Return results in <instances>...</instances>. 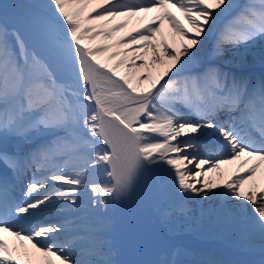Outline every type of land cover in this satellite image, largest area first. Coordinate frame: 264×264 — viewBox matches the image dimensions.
I'll use <instances>...</instances> for the list:
<instances>
[{
  "label": "snow or ice",
  "instance_id": "snow-or-ice-1",
  "mask_svg": "<svg viewBox=\"0 0 264 264\" xmlns=\"http://www.w3.org/2000/svg\"><path fill=\"white\" fill-rule=\"evenodd\" d=\"M41 7L48 11L25 31L0 23V264H115L106 244L83 259L75 239L62 237L75 213L105 216L153 168L184 199L221 198L220 214L242 223L264 255V74L194 67L214 33V57L264 41V0H49ZM118 18L127 19L107 26ZM131 18L138 26L117 38ZM44 132L53 139L24 154L8 151L9 140L19 147ZM236 162L237 174L223 184L209 176ZM29 170L33 178L17 194ZM50 210L65 219L41 222Z\"/></svg>",
  "mask_w": 264,
  "mask_h": 264
},
{
  "label": "bare ground",
  "instance_id": "bare-ground-1",
  "mask_svg": "<svg viewBox=\"0 0 264 264\" xmlns=\"http://www.w3.org/2000/svg\"><path fill=\"white\" fill-rule=\"evenodd\" d=\"M48 2L49 0H1V5H3L6 10L10 13L9 17L13 18V20L17 22V27L22 31H25L26 28L20 23L26 26L28 21L36 14H45L48 10L43 9L41 6L47 4ZM6 10L5 12H7ZM152 15H154V13L146 14L144 23H147L148 20L151 19ZM123 19L127 18H118L117 20L112 21V23L108 24L107 26L114 27L116 24H119ZM138 22L139 18H131L128 27L125 29H121L119 32L116 33L117 38L126 37L129 31H131L134 27L138 26ZM96 23L103 24L106 23V21H96ZM164 32L168 34V42L170 44H173L174 47L178 46L179 37H174L171 34V28L167 21L164 25ZM217 36L218 35L216 33L212 34L209 41L205 45L200 61H207L211 56H213L212 49L214 47ZM174 39L176 41L175 44L173 43ZM108 42L111 43V41ZM238 47H240L241 49H235V47L228 46L225 55L221 57L223 61L228 59L227 61L232 60L229 62H234L235 59L240 60L241 63H243L250 60L251 58L261 60V54L262 52H264V41L258 40L255 45L245 46L242 44ZM148 58L151 59V50H149ZM140 63H142V61H137V64ZM126 70V68L121 69V72H124ZM165 79L167 78L165 77ZM162 82L163 81H161V83ZM11 141L13 140H9L8 143ZM15 144V142L12 143V145ZM238 163L239 162L223 165L221 170L211 172L209 173V176L215 179L218 184H223L226 180L234 178V176L237 174ZM189 167H192V165H189ZM150 170L158 181L157 183L160 186V193L166 196V203L168 208L164 213V224L169 229L173 230L176 234H189L191 236L198 235L199 237H201V239L207 240V242H212L211 239L220 238L224 240L226 244L237 248L239 256H244V254L240 253L239 251V249H241L244 250L245 253L248 252L249 255L253 259H255L257 264H262V262H264V255H262L259 251V243L257 242V239H253L249 236L242 223L226 220L220 214V208L224 204V201L221 198H215L213 200H200L195 197L193 199H184L181 195L177 193L175 187L170 182L162 183L159 180L160 173L157 170H155L154 168ZM248 187L249 185H245L246 189ZM216 191H220V189H216ZM144 194V197L149 201L151 197V193H149V190H146ZM135 196L136 194L133 189L129 193L128 197L123 200L128 205L125 208L120 206L119 202L115 204L114 211H112L109 215V217L113 218H117L118 215L121 216V220L118 221L115 228L113 225H110L108 223L109 217H99L98 215L88 213V211L85 209L82 210L83 212H80L74 218L76 220V224L70 229L72 231L78 229L83 230L84 234L64 236L62 237V239L74 238V248L76 251L80 252L81 258L83 259L90 258L87 255V251L93 248L95 245L101 243L106 244L111 250V258L115 262V264H128V262L130 261V256L134 251V246L132 244L133 238H135L137 235L141 239H143L144 248H142V252L144 253V249L146 252L147 250L149 252H152L154 248L153 245H151L150 243L154 240V238L144 237V235L148 231L147 227L142 224L144 223L143 218L146 216L140 211L136 210L134 206ZM233 203L235 202L233 201ZM147 204L149 205V202H147ZM59 217L60 216H53L52 218L46 219V223H54L63 220ZM199 217L201 219L198 225ZM123 221L127 222L131 243L130 245H127L128 251L126 253L128 254L124 255V252L123 254L118 256V252L121 247L119 239L124 234ZM153 224H155V226L157 227V224L155 222ZM93 226L97 227L96 229L98 230V232L89 231V229H91V227ZM194 226H197V228H195ZM7 237L10 243L19 244V242L15 241L13 237ZM81 243H87L89 245L81 246ZM218 243H221V245H223L222 242ZM248 243L255 244V249H249L246 246ZM222 248H225V246L223 245ZM210 253L212 252H207L205 257H209ZM223 258L226 259L225 256H223ZM120 259L121 261H119ZM177 259L179 260V262L187 261L186 258L183 257V253H179Z\"/></svg>",
  "mask_w": 264,
  "mask_h": 264
},
{
  "label": "rangeland",
  "instance_id": "rangeland-1",
  "mask_svg": "<svg viewBox=\"0 0 264 264\" xmlns=\"http://www.w3.org/2000/svg\"><path fill=\"white\" fill-rule=\"evenodd\" d=\"M235 49H241V48L240 47H237ZM257 242L259 243V240L258 239H257ZM161 250H162V248L155 249V258L153 259L154 261L151 264L158 263V260L160 262H165L166 261L167 257H165V255H163V252H161Z\"/></svg>",
  "mask_w": 264,
  "mask_h": 264
}]
</instances>
